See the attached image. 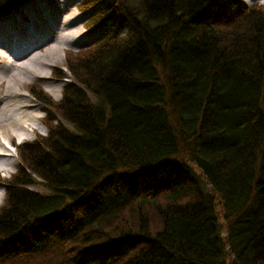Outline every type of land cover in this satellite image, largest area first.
<instances>
[{
    "label": "trees",
    "instance_id": "1",
    "mask_svg": "<svg viewBox=\"0 0 264 264\" xmlns=\"http://www.w3.org/2000/svg\"><path fill=\"white\" fill-rule=\"evenodd\" d=\"M97 4L90 29L129 32L68 57L61 101L32 88L50 131L20 148L0 264H264V7Z\"/></svg>",
    "mask_w": 264,
    "mask_h": 264
},
{
    "label": "bare ground",
    "instance_id": "2",
    "mask_svg": "<svg viewBox=\"0 0 264 264\" xmlns=\"http://www.w3.org/2000/svg\"><path fill=\"white\" fill-rule=\"evenodd\" d=\"M31 6L29 4L28 8ZM61 13L66 17L56 16V10L41 5L37 14L42 18V26L37 34H3L0 41V93L5 99V107L0 108V170L4 173H8L12 151L6 141L10 138L26 140L29 130L36 128L39 121L38 115L30 109L32 99H27L29 94L22 93L20 87L31 81V76H48L49 68L62 59L61 52L80 41L78 24H83L82 18L74 16L73 10L68 8ZM29 20L32 28L39 25L35 12L30 13ZM39 49L42 51L30 55ZM48 91L57 94L51 89ZM149 172L147 169L142 173Z\"/></svg>",
    "mask_w": 264,
    "mask_h": 264
},
{
    "label": "rangeland",
    "instance_id": "3",
    "mask_svg": "<svg viewBox=\"0 0 264 264\" xmlns=\"http://www.w3.org/2000/svg\"><path fill=\"white\" fill-rule=\"evenodd\" d=\"M87 1H89V0H50V2L52 3L50 8L57 11L56 16L64 15L61 13V11H64L65 9L68 8V9L73 10L74 16L82 18L83 24L80 22L78 24V27L80 30V37H79L80 41L78 42V44L72 45L70 48H65L61 52L62 59H60V61H57L54 65H52L49 68L50 72H49L48 76L51 77L49 80L43 79V76L42 77H32L31 76L30 77L31 81L26 82L24 85H22L20 87V91L22 93L27 92L29 94V95H27V99H32L33 106L30 109L38 115L39 121L36 124V128H33L32 131L29 130V135H30L28 137L29 139H26V140L19 142L20 140L18 141L17 138H10L9 140L6 141V143L8 145L10 143H13L15 146L16 144H19V143L23 144L24 142L33 141L37 135L38 136H47L48 135L49 127H48L47 123L46 122L44 123V121H43V117L45 116L44 105L35 99V97L30 92L31 88L37 84H40L43 86L44 90L53 97V99L61 100L65 83L68 82L69 80L67 81V80L53 79L55 70L61 69V68L66 69V61H68L66 59L67 53L73 52L76 54L80 50L88 49V47L95 45L100 40V38H102L103 34L107 31L108 28L105 29V31H104V28L98 29L94 32L87 30V24L91 20V18L94 16L93 11H95L92 9H87L86 5H84ZM255 1H257V0H255ZM262 1L264 2V0H262ZM28 4H26V5L29 6ZM40 4H42V3H40ZM40 4H38V5L35 4V7L37 8V10H39ZM261 5H263L261 7H264V3ZM30 9L32 10V6L30 7ZM68 16L69 15H67V17ZM23 23H29V21L25 20V21H23ZM109 26L110 25H107V27H109ZM52 39L54 40V39H56V37H52ZM38 52H39L38 50L35 51L33 53V55L35 53H38ZM67 73L70 76V73L68 71H67ZM45 77H47V76H45ZM48 89H51L52 92L56 91L57 94L54 95L53 93L49 92ZM2 95L3 94L0 93V108L5 107V99L3 98ZM0 112H1V110H0ZM10 114H12L11 110H10ZM54 123H56V122H54ZM13 144H12V146H13ZM18 151H19V148H17L16 152H18ZM14 152H13V155L11 152L10 163L7 166V167H10V169L8 170V173H4L3 171L0 170V175L2 177H8L11 174L15 173V171L18 169V166H19L18 164L20 161H19V158L17 156V153L15 154ZM35 177L37 178V176H35ZM37 180L42 181L40 178H37ZM32 189H34L38 192L44 193V194L49 193V189L46 188L43 183H40L38 185L33 186ZM0 190H1L0 193L5 192L4 184H0ZM3 197H5V196L0 195V198H1L0 199V207L4 203ZM218 201H220V200H218ZM218 204L220 205L221 203L217 202V205Z\"/></svg>",
    "mask_w": 264,
    "mask_h": 264
}]
</instances>
